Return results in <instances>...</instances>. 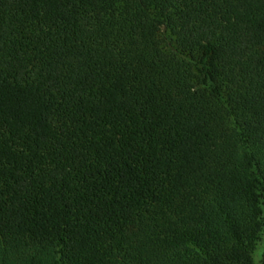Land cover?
<instances>
[{
    "label": "trees",
    "instance_id": "obj_1",
    "mask_svg": "<svg viewBox=\"0 0 264 264\" xmlns=\"http://www.w3.org/2000/svg\"><path fill=\"white\" fill-rule=\"evenodd\" d=\"M262 237L264 0H0V264H256Z\"/></svg>",
    "mask_w": 264,
    "mask_h": 264
},
{
    "label": "rangeland",
    "instance_id": "obj_2",
    "mask_svg": "<svg viewBox=\"0 0 264 264\" xmlns=\"http://www.w3.org/2000/svg\"><path fill=\"white\" fill-rule=\"evenodd\" d=\"M256 264H263L264 260V237L258 242L256 249L253 253Z\"/></svg>",
    "mask_w": 264,
    "mask_h": 264
}]
</instances>
